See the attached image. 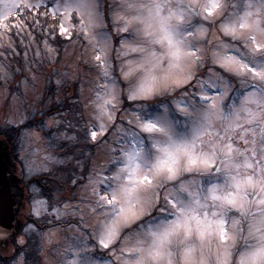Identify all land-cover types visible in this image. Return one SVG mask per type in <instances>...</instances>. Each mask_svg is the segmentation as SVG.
<instances>
[{"label":"snow or ice","instance_id":"obj_1","mask_svg":"<svg viewBox=\"0 0 264 264\" xmlns=\"http://www.w3.org/2000/svg\"><path fill=\"white\" fill-rule=\"evenodd\" d=\"M49 6L98 69L87 135L112 140L75 207L33 201L78 217L59 264H264V0H0V35Z\"/></svg>","mask_w":264,"mask_h":264},{"label":"rangeland","instance_id":"obj_2","mask_svg":"<svg viewBox=\"0 0 264 264\" xmlns=\"http://www.w3.org/2000/svg\"><path fill=\"white\" fill-rule=\"evenodd\" d=\"M26 2L37 3L38 0H26ZM46 2V0H44ZM111 2V0H110ZM51 13L52 9L49 6L48 8L41 7L39 10L36 9L37 15H43L45 11ZM58 21L59 17H55ZM41 22L37 20L36 26L40 28ZM25 28V27H24ZM3 30V29H2ZM11 30H16V33L20 35L21 39L26 40L28 42H32L33 33L31 31H18L14 25L11 26ZM10 30V31H11ZM9 31V32H10ZM48 31V30H47ZM57 31L58 30V23H57ZM3 32V31H2ZM9 35V34H7ZM75 35V33H73ZM116 35V33H114ZM4 38V36L2 37ZM3 41L5 46L10 42V37L5 36L4 39H0ZM45 41L47 43H45ZM27 42V43H28ZM59 44H51L48 39L46 38L43 41V44H37L36 42L32 45L34 51L32 52L31 58L33 59V63L30 64V68L28 69L30 77L32 78V83H34L33 87L23 85V96L17 97L15 94H12L11 89H7L4 87L3 89L0 88V128L4 125H22L24 124L30 117L31 114L34 113L33 103L29 107L27 106V101L31 100L36 101L38 99V94L45 91L47 85L44 83V72H38L36 75L31 74L32 70H38V67H41L43 64L47 68V72L51 80L54 82V85L59 86L60 91L65 90L67 95L72 97L73 95L78 92V103L82 108V111L77 114V118L83 116L84 121H81V124H86L87 133L88 129L91 127L89 122H93V117L91 116L92 106L89 103V100L92 96V88L96 80L99 79L98 69L94 66L92 59H91V50L85 48L83 43L80 41H76L73 39L72 41H66L64 37H59L58 42ZM63 45L61 48L55 45ZM51 47L55 55H50L47 51L48 47ZM8 51V50H7ZM6 51V52H7ZM6 52L4 51L3 47H0V63H6ZM38 53V55H37ZM113 55L115 53L113 52ZM30 58V57H27ZM119 61H114V64L118 65ZM9 66V63H6ZM9 72L12 74L14 71L11 67H8ZM12 76L10 75L8 79L12 80ZM7 79V78H6ZM5 82V79H2ZM57 80L61 82L57 84ZM50 87V85H49ZM44 93V92H43ZM39 110V108H38ZM29 111L30 113H27ZM73 118V117H72ZM9 120L14 121L13 123H9ZM63 126H66V122H61ZM47 127H54L56 122L48 121ZM22 136V137H21ZM20 136V140L18 145L21 147V157L19 160H24L25 157L30 158V165L28 169L30 173L33 175L35 173L38 174H50L53 171L54 162L53 160L50 161V164L46 166V161H48V157L46 156L45 146L49 144V141L44 142V134L42 132L30 131L28 134H23ZM52 136V135H51ZM53 139H56L53 138ZM90 143L96 145V151L93 155L92 162L90 168L94 165L97 167H102L103 162L106 160V150L109 144L112 143L111 137H109L108 142L106 144L100 143V137L98 134L97 141H92L90 136ZM51 141V140H50ZM88 154V153H87ZM29 160V159H28ZM32 169V170H31ZM34 172V173H33ZM81 172V171H80ZM89 172V171H88ZM70 173H68L69 176ZM88 174V173H87ZM86 174V175H87ZM82 177L81 174H76L73 178ZM65 180V179H63ZM78 185L82 183L81 180L76 179ZM69 183V182H68ZM70 186L73 183H69ZM69 184L65 186V188H59L57 191L53 189H49L48 192L51 195H55V203L49 199V195L44 193V197L41 200L45 201L47 204H56L59 203L61 206L64 202H69V207H75L78 201L87 195L82 187L76 186L75 190L70 191ZM51 209L49 208V212ZM23 213L27 217L34 218L39 224L50 226L49 228L42 229L40 231H36L35 237L32 238V242L28 243L29 237L34 233V231H26L27 225L31 223H26L25 227L21 232V236L18 239V242L23 244V246L28 245V249L31 248L34 250L36 258L35 264H59L61 259V254L64 250V247L68 243L69 240L73 238L76 233V221L78 220L77 216L67 215L60 219H56L55 213L50 215L45 214L41 209V215H35V208L34 204L32 203L31 206H25ZM86 219L91 221V217L87 215L85 210ZM75 222V224L70 222ZM53 231L55 235L51 243L44 240V234L49 231ZM39 241L38 243H36ZM26 249V247L24 248ZM28 262L23 260V264H27ZM32 263V262H30Z\"/></svg>","mask_w":264,"mask_h":264},{"label":"trees","instance_id":"obj_3","mask_svg":"<svg viewBox=\"0 0 264 264\" xmlns=\"http://www.w3.org/2000/svg\"><path fill=\"white\" fill-rule=\"evenodd\" d=\"M21 19H23L25 25L23 29L31 31L34 38L31 39L32 42H28L24 39L22 40L20 35L16 33V30H11L8 33L9 35L7 36L10 37L11 48L6 52V56H8L6 63H9L14 73L11 74L13 77L12 80L8 78L5 79V82L0 80V88L3 89L6 87L7 89H11L12 94L24 98L23 93L21 94L23 92V85L34 86L32 78L28 75V69L34 59V57L33 59L31 58L32 52L34 51V46L32 47V45L35 42L37 44H43L46 38L51 44H59L57 42L60 35L57 31V20L55 17L45 16L44 14L37 15L36 9L25 10L21 8L20 13L13 20V25ZM37 20L41 22L40 28L36 26ZM2 31L0 29V33ZM2 37L3 35H0V39L5 40V36L4 38ZM55 46L61 48L63 45ZM40 65L42 66L38 67V70H32L31 74L36 75L38 72L43 71L44 83L47 85L48 82V87L46 86L45 91H43L44 93L38 94L36 101H32V99L27 101L26 104L29 107L33 103L34 113L31 114V117L24 124L21 126H1L0 142H4L7 145L10 143L11 148L17 154L21 152V147L18 145L21 135L28 134L30 131L42 132L44 134L43 141H49V144L45 146V154L48 157V161L45 159L46 166L53 160V171L49 175H37V173L32 175L28 167H24V172H26V177L39 178L40 182L34 183L35 181H33L32 185H36L35 187H43V190L46 191V187L58 189L67 186V184L73 181V177L76 174H81L82 177H86L96 151V145L89 142L90 139L87 135L86 124H81V121H84L83 116L77 118V114L82 111L77 101L78 92L70 97L65 90L60 91L59 86L54 85V82L49 77L47 67L43 64ZM27 113L30 112L27 111ZM48 121H54L56 125L50 128L41 127V122L47 123ZM61 122H66L67 125L63 126ZM55 137L56 139H53ZM24 160L30 161V158L25 157ZM68 173H70L69 176ZM76 179L80 180L79 178ZM77 185L78 182L76 181L72 186L69 184L68 188L72 192ZM71 223L75 224L72 221L69 224Z\"/></svg>","mask_w":264,"mask_h":264},{"label":"water","instance_id":"obj_4","mask_svg":"<svg viewBox=\"0 0 264 264\" xmlns=\"http://www.w3.org/2000/svg\"><path fill=\"white\" fill-rule=\"evenodd\" d=\"M12 170L4 147L0 144V232L5 235L14 230L13 222L21 201L20 191L13 187L10 177Z\"/></svg>","mask_w":264,"mask_h":264},{"label":"flooded vegetation","instance_id":"obj_5","mask_svg":"<svg viewBox=\"0 0 264 264\" xmlns=\"http://www.w3.org/2000/svg\"><path fill=\"white\" fill-rule=\"evenodd\" d=\"M13 187L16 189H19L16 185L17 178L12 179ZM20 190V189H19ZM33 190H37V188H34ZM28 194L25 193L24 200L27 202L28 200ZM22 210H20L17 223L21 226L20 232L18 234H14L13 231L10 232L8 235H0V264H17V260L19 259V254H23V260L28 262H32L33 251L32 250H22L23 244L18 242L19 237L21 236V230L23 226V220H25V216ZM22 237V236H21Z\"/></svg>","mask_w":264,"mask_h":264}]
</instances>
